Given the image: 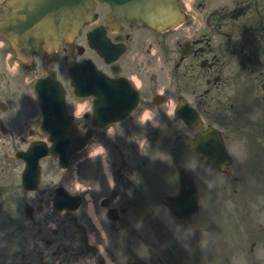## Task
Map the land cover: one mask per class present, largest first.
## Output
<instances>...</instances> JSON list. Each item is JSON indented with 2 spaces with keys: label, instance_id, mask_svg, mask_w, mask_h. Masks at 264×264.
Returning a JSON list of instances; mask_svg holds the SVG:
<instances>
[{
  "label": "rangeland",
  "instance_id": "374dc122",
  "mask_svg": "<svg viewBox=\"0 0 264 264\" xmlns=\"http://www.w3.org/2000/svg\"><path fill=\"white\" fill-rule=\"evenodd\" d=\"M157 148H160V149H158L159 152L157 156L155 157L156 160L158 159H162L163 161L167 160L169 156V149L167 146H165V143H162V145L157 146ZM94 161L95 159L89 158L84 163L82 162L83 164L81 163V167L83 166V168H87L85 170V173L101 171V167L98 163L93 165ZM91 165H92V168H91ZM154 169H156V166L154 164H151L147 167L146 170L149 172L150 176H153ZM155 172L162 176V175L168 174V168L158 167L155 170ZM47 180L48 179L46 178L44 182H46ZM69 180H70V177H69ZM7 187H8V190L11 192L10 194H11L12 202L9 203L7 199H5L2 203H0V225H1V220L8 223V226L6 227L5 230H2L0 228V239L6 238L8 236L22 237V235H19L16 232V226H15V221L18 216L17 213L15 214V212L17 211V209L19 208L22 202V196L18 195L15 192L17 189V176L12 174L11 169L0 168V189L1 190L7 189ZM2 195L6 197L7 191L4 194L0 193V201L3 199ZM166 219H170V218H168L167 216ZM199 226H201L200 223H199ZM202 238H204V236H202Z\"/></svg>",
  "mask_w": 264,
  "mask_h": 264
},
{
  "label": "water",
  "instance_id": "95a60500",
  "mask_svg": "<svg viewBox=\"0 0 264 264\" xmlns=\"http://www.w3.org/2000/svg\"><path fill=\"white\" fill-rule=\"evenodd\" d=\"M149 6H153V2H154V0H149ZM143 4V2H141L139 5H142ZM152 10V8H150V10H147V13L148 14H150V15H152L153 14V12L151 11Z\"/></svg>",
  "mask_w": 264,
  "mask_h": 264
}]
</instances>
